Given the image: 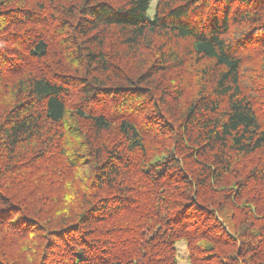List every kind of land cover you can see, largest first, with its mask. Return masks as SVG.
<instances>
[{"label":"trees","instance_id":"trees-1","mask_svg":"<svg viewBox=\"0 0 264 264\" xmlns=\"http://www.w3.org/2000/svg\"><path fill=\"white\" fill-rule=\"evenodd\" d=\"M0 0V264H264V0Z\"/></svg>","mask_w":264,"mask_h":264},{"label":"rangeland","instance_id":"rangeland-1","mask_svg":"<svg viewBox=\"0 0 264 264\" xmlns=\"http://www.w3.org/2000/svg\"><path fill=\"white\" fill-rule=\"evenodd\" d=\"M154 5H155V0H151L149 4V8L147 11V16L151 17L154 12ZM177 249H178V262L177 264H188L186 258H185V247L182 242H179L177 244Z\"/></svg>","mask_w":264,"mask_h":264}]
</instances>
